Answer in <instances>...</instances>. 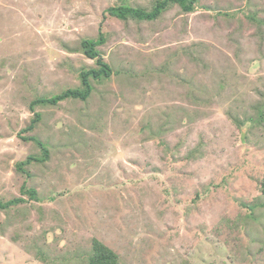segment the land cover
Wrapping results in <instances>:
<instances>
[{"label":"rangeland","instance_id":"374dc122","mask_svg":"<svg viewBox=\"0 0 264 264\" xmlns=\"http://www.w3.org/2000/svg\"><path fill=\"white\" fill-rule=\"evenodd\" d=\"M155 0H0V264H264V0H198L155 20L107 8ZM86 100L33 99L81 87ZM49 149L46 161L17 163ZM24 182L38 198L22 194ZM251 207V208H250Z\"/></svg>","mask_w":264,"mask_h":264},{"label":"trees","instance_id":"16d2710c","mask_svg":"<svg viewBox=\"0 0 264 264\" xmlns=\"http://www.w3.org/2000/svg\"><path fill=\"white\" fill-rule=\"evenodd\" d=\"M197 3L198 0H155L151 9L135 7L130 4L123 3L108 7L107 12L111 16L117 17L122 20H127L128 18H135L137 20H155L174 4H179L183 8V10L192 12L198 7ZM101 28L102 27L99 28V36L97 38H83L81 41V49L83 53H85L92 59H96L98 67H91L81 71V87L67 88L63 92L58 93L52 97H38L33 99L30 107L34 112V117H32L30 124L24 129V131H33L41 120V113L34 111L36 105H56L59 101L64 100L68 97L86 100L92 91V86L89 82L90 78L98 80L107 78L112 74V67L105 60L103 54H101L97 49L100 45H103L105 43V35ZM263 118L264 113L261 112L260 119ZM24 139L27 141L36 142L38 146L43 150L44 155L42 158H39L37 156H28L26 160L17 163V168L22 172L27 173L25 166L37 160L46 161L49 158V149L46 144L35 135L25 136ZM27 176L30 175L27 173ZM261 191L264 195V178L261 182ZM21 192L22 194L29 195L31 199L38 198L37 189L35 187L28 186L27 182L23 183ZM24 201H26V199L23 197H17L8 201L0 200V209H5L17 202ZM119 258V254L117 252H115L108 245L98 239H93L91 252L85 255V259L87 261L86 264H119Z\"/></svg>","mask_w":264,"mask_h":264}]
</instances>
